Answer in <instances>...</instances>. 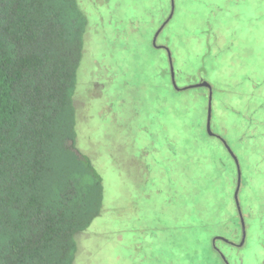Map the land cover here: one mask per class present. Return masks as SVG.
<instances>
[{
	"label": "rangeland",
	"instance_id": "1",
	"mask_svg": "<svg viewBox=\"0 0 264 264\" xmlns=\"http://www.w3.org/2000/svg\"><path fill=\"white\" fill-rule=\"evenodd\" d=\"M78 1L89 30L78 70L75 146L102 176L104 204L88 237L77 240L74 264H224L211 240L217 234L238 241L236 167L217 141H198L205 103L190 102L177 117L161 88L163 57L151 41L167 1ZM174 4L175 18L159 42L171 49L181 72L178 86L204 81L212 87L211 130L225 139L241 170L238 201L248 240L240 249L217 247L229 264H258L264 242V0ZM209 14L217 26L215 45H209ZM185 97L192 96L179 99ZM194 155L221 158V164L203 161L207 175L197 173L190 167Z\"/></svg>",
	"mask_w": 264,
	"mask_h": 264
},
{
	"label": "trees",
	"instance_id": "2",
	"mask_svg": "<svg viewBox=\"0 0 264 264\" xmlns=\"http://www.w3.org/2000/svg\"><path fill=\"white\" fill-rule=\"evenodd\" d=\"M166 1L162 24L171 10ZM174 15L175 4L156 40L171 58L159 38ZM209 16V45H215L217 26ZM88 30L78 0H0V264H74L77 240L88 237L103 208L102 176L75 146L78 70ZM151 48L162 54L161 88L177 117L188 103L202 101L207 118L209 90H175L167 52L152 41ZM174 73L176 81L181 72L174 68ZM184 94L192 97L179 99ZM213 103L212 89V115ZM204 122L198 141H217L235 166ZM203 161L221 164V158L194 155L191 170L207 175ZM207 192L211 198V189ZM191 194L198 203L199 192Z\"/></svg>",
	"mask_w": 264,
	"mask_h": 264
},
{
	"label": "water",
	"instance_id": "3",
	"mask_svg": "<svg viewBox=\"0 0 264 264\" xmlns=\"http://www.w3.org/2000/svg\"><path fill=\"white\" fill-rule=\"evenodd\" d=\"M170 5H171V10H170V14L167 17V19L163 22V24L160 25V27L157 29V31L155 32L153 39H152V44L155 48H162L167 52V56H168V61H169V68H170V79H171V84L173 85L174 89L177 91L180 90H186V89H191V88H196V87H206L209 90L208 93V105H207V118H206V133L210 136V137H215L217 138L225 147V149L227 150L228 154L231 156L235 167H236V175H237V182H236V186H235V190H234V195H233V199L235 201L236 207L238 209L239 214L241 215L240 212V207H239V201H238V195H239V188H240V182H241V170H240V165L238 162V159L236 157V155L233 153L232 149L229 147V145L227 144V142L219 135L215 134L212 132L211 130V115H212V89L211 86L204 81H201L199 83L193 84V85H188L185 87H178L176 81H175V73H174V67H173V63H172V58H171V53L169 51V49L165 46H157L156 45V40L159 36V34L161 33V31L163 30V28L165 27V25L168 23V21L172 18L173 13H174V0H170ZM241 224H242V230L244 231V227H243V219L241 216Z\"/></svg>",
	"mask_w": 264,
	"mask_h": 264
},
{
	"label": "flooded vegetation",
	"instance_id": "4",
	"mask_svg": "<svg viewBox=\"0 0 264 264\" xmlns=\"http://www.w3.org/2000/svg\"><path fill=\"white\" fill-rule=\"evenodd\" d=\"M234 206L236 205L234 204ZM235 210L237 214V222H238V229H239L238 241H235V240L232 241L231 239H226L225 237L221 235H218V236L214 235L211 240L213 251L219 256V258H222L224 264H229V263L224 258L223 253L220 251V249H218L217 243L222 242L228 247H231L234 249H240V248H243V246H245L248 240L247 225H245V218L247 216H244L242 214L241 209H240L241 215L239 214L237 207L235 208ZM241 216L243 219L244 231L242 230ZM249 241H250V238H249ZM260 247H261L260 248V259L258 260V264H264V242L260 244Z\"/></svg>",
	"mask_w": 264,
	"mask_h": 264
}]
</instances>
